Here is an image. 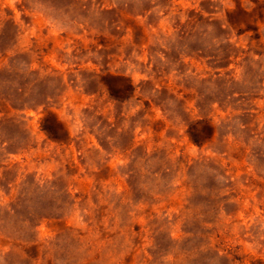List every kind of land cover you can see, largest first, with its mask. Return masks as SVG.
Segmentation results:
<instances>
[{"label": "rangeland", "instance_id": "1", "mask_svg": "<svg viewBox=\"0 0 264 264\" xmlns=\"http://www.w3.org/2000/svg\"><path fill=\"white\" fill-rule=\"evenodd\" d=\"M0 264H264V0H0Z\"/></svg>", "mask_w": 264, "mask_h": 264}, {"label": "trees", "instance_id": "2", "mask_svg": "<svg viewBox=\"0 0 264 264\" xmlns=\"http://www.w3.org/2000/svg\"><path fill=\"white\" fill-rule=\"evenodd\" d=\"M43 129L50 134V131H48V129H46V128H43Z\"/></svg>", "mask_w": 264, "mask_h": 264}]
</instances>
